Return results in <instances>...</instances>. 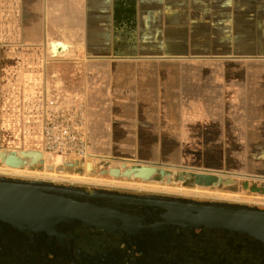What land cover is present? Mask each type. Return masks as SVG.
<instances>
[{"label": "crops", "instance_id": "0c3cea01", "mask_svg": "<svg viewBox=\"0 0 264 264\" xmlns=\"http://www.w3.org/2000/svg\"><path fill=\"white\" fill-rule=\"evenodd\" d=\"M10 1L23 10L24 44H48L54 58L87 59L76 69L89 99V131L118 130L123 122V128L139 131L134 135L140 152H161L175 145V121H195L193 106H202L199 119L209 123L206 129L220 124L221 147L228 138L237 146L249 143L253 151L264 146V0ZM229 25L236 26L237 42L229 55L242 62L206 64L220 55L206 50V41H226ZM60 42L70 50L58 53ZM35 53L29 49L33 62ZM225 55L219 60H228ZM250 56L260 60L251 62ZM34 64L0 65V89L10 90L0 93V105L6 98L15 111L27 106L24 118L31 121L47 81L46 70Z\"/></svg>", "mask_w": 264, "mask_h": 264}, {"label": "water", "instance_id": "95a60500", "mask_svg": "<svg viewBox=\"0 0 264 264\" xmlns=\"http://www.w3.org/2000/svg\"><path fill=\"white\" fill-rule=\"evenodd\" d=\"M0 161L12 169L45 164L36 150L2 152ZM103 174L145 183L191 179L200 188L235 184L150 165ZM0 264H264V208L2 176Z\"/></svg>", "mask_w": 264, "mask_h": 264}, {"label": "rangeland", "instance_id": "374dc122", "mask_svg": "<svg viewBox=\"0 0 264 264\" xmlns=\"http://www.w3.org/2000/svg\"><path fill=\"white\" fill-rule=\"evenodd\" d=\"M16 4L10 0H0V65L17 64L22 67L35 63L37 68L40 67L39 70L43 72L46 70L44 80L47 79V81H44L40 90L41 95L37 105L31 109L36 113V117L32 121L28 116L27 119L24 118V115H27L23 114L27 106L19 105L20 108L15 111L17 106L5 104L6 98L0 105V152L40 151V113L46 94L56 91L79 93L88 104L87 90L82 87L80 79L81 72L79 71L81 69H76L81 68L83 63L86 65L87 59L74 54H65L54 58L48 44L44 46L24 44L19 39L22 38L19 37V31H23V10L18 9ZM39 16L36 18L38 22L42 20ZM228 27L229 37L226 41H206L205 49H208L209 52L212 51L211 53L214 52L213 54H223L224 58L227 54L229 59L219 60L220 55H218L208 59L206 64L219 66V64L242 62L229 55L232 50H236L237 42L234 38L236 26L229 25ZM214 31L212 28L213 37L215 36ZM196 48L199 50L200 46ZM29 49L36 51L35 62L28 55ZM18 50L22 55H19ZM258 58H251L255 60L250 61L258 63L260 60H257ZM186 62L204 63L202 59H190ZM2 92L6 95L10 90L0 89V93ZM3 98H0V103ZM87 106L89 111V105ZM202 110V106H193L192 116L196 117L195 121L189 123L175 121V145L165 146L164 151L161 150V152H140L135 145L138 137L134 135L139 131L132 130L127 126L128 124H126V128H123L122 122L118 126V130L117 125L114 127V131L107 130L106 127L105 129L100 128L97 133L88 129L89 153L92 157L85 164L55 165L52 160L47 159L43 166L12 169L0 161V177L47 181L91 189H109L139 195H167L197 201L238 203L264 208V146L260 147V152L253 151V146L249 143L237 146V141L228 138V144L226 145L224 139L222 143L225 145L221 147L220 124L213 122L212 125L215 127L206 129L209 127V123L199 119L204 117L203 114H200ZM16 112H20V114H13ZM92 116H97L100 120L102 116L103 120L107 122L108 115L106 113L101 116L92 114ZM188 124L189 127H187ZM88 164L92 166L90 171L87 167ZM145 165L164 168L175 173H213L223 178H231L235 184L200 188L195 186L191 179L185 182L172 179V183L167 184L161 183L160 177H157L155 182L145 183L103 174L112 168L122 169L124 166L130 168ZM254 186L259 192H252Z\"/></svg>", "mask_w": 264, "mask_h": 264}, {"label": "built area", "instance_id": "2783aa9c", "mask_svg": "<svg viewBox=\"0 0 264 264\" xmlns=\"http://www.w3.org/2000/svg\"><path fill=\"white\" fill-rule=\"evenodd\" d=\"M40 152L55 165L85 164L89 153L88 110L79 93L46 94L40 113Z\"/></svg>", "mask_w": 264, "mask_h": 264}, {"label": "bare ground", "instance_id": "6f19581e", "mask_svg": "<svg viewBox=\"0 0 264 264\" xmlns=\"http://www.w3.org/2000/svg\"><path fill=\"white\" fill-rule=\"evenodd\" d=\"M56 48H57L58 53H62V52H68L70 50L71 46L67 43L60 42L59 44L56 45ZM0 153H2V152H0Z\"/></svg>", "mask_w": 264, "mask_h": 264}, {"label": "trees", "instance_id": "16d2710c", "mask_svg": "<svg viewBox=\"0 0 264 264\" xmlns=\"http://www.w3.org/2000/svg\"><path fill=\"white\" fill-rule=\"evenodd\" d=\"M252 192H259L256 186H254V188L252 189Z\"/></svg>", "mask_w": 264, "mask_h": 264}, {"label": "flooded vegetation", "instance_id": "af4514ba", "mask_svg": "<svg viewBox=\"0 0 264 264\" xmlns=\"http://www.w3.org/2000/svg\"><path fill=\"white\" fill-rule=\"evenodd\" d=\"M163 196H167V195H163Z\"/></svg>", "mask_w": 264, "mask_h": 264}]
</instances>
